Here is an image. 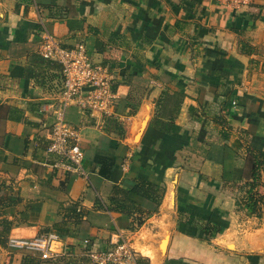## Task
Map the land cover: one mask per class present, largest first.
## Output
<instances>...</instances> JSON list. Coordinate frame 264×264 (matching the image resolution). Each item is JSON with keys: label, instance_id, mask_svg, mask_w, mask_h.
Here are the masks:
<instances>
[{"label": "crops", "instance_id": "1", "mask_svg": "<svg viewBox=\"0 0 264 264\" xmlns=\"http://www.w3.org/2000/svg\"><path fill=\"white\" fill-rule=\"evenodd\" d=\"M47 33L84 42L118 93L111 115L67 108L83 172L48 150L62 68ZM251 147L264 151V0H0V264H94L120 232L142 264H264ZM140 178L150 198L116 192ZM260 182L264 198V167ZM50 233L56 259L12 245Z\"/></svg>", "mask_w": 264, "mask_h": 264}, {"label": "built area", "instance_id": "2", "mask_svg": "<svg viewBox=\"0 0 264 264\" xmlns=\"http://www.w3.org/2000/svg\"><path fill=\"white\" fill-rule=\"evenodd\" d=\"M211 1V0H210ZM236 10L248 5L251 0H212ZM42 55L61 64L62 80L55 121L51 129L49 152L59 156L54 165L73 172H83L84 149L80 144L81 130L68 122L67 108L78 105L84 111L111 115L114 113L118 93L112 88L109 68L92 61L84 42L72 47L61 44L47 33L41 43ZM55 233L37 236L30 240H13L14 246H26L40 251L43 259H56L58 253L52 249V242L59 240ZM131 235L117 234L110 246L90 252L94 264H142L140 252L133 244Z\"/></svg>", "mask_w": 264, "mask_h": 264}, {"label": "trees", "instance_id": "3", "mask_svg": "<svg viewBox=\"0 0 264 264\" xmlns=\"http://www.w3.org/2000/svg\"><path fill=\"white\" fill-rule=\"evenodd\" d=\"M248 151L252 152L254 156V164L252 167L251 180H248L243 185V187H245L246 195H247V197L245 198V201H246L245 204H246V207H248L247 209L250 210V211L248 210L250 214L252 213L259 214L258 211L262 209L261 205H264V198L258 196V187L261 184L260 180L262 177V168L264 167V151L261 149L252 148V147L249 148ZM154 187H155L154 183L146 179L140 178L137 180V183L133 188L125 190L121 187H117L116 192L119 194L124 193L126 195H128L131 192H135L142 196L150 198L151 196H153L151 195L152 193L151 191L154 189ZM160 199H161V196L158 199V203H160ZM128 201L131 202V204H135V202H132V200H128ZM122 206L125 207L126 206L125 203H123ZM150 213L151 212H147V214H150ZM141 222L142 220H139L137 223L140 224ZM3 224L7 226L5 221L3 220L0 221V225H3ZM6 226L3 229H0V245H5L6 243L5 235L9 231V228ZM221 229L222 228L220 227V225L218 226L209 225L208 227H204V233L206 236L209 235V237H211V236H214L216 233H218Z\"/></svg>", "mask_w": 264, "mask_h": 264}]
</instances>
